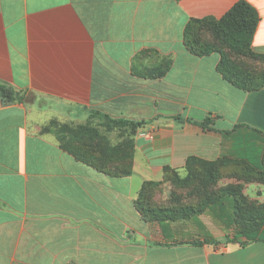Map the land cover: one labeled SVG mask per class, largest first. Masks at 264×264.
<instances>
[{
  "label": "crops",
  "instance_id": "0c3cea01",
  "mask_svg": "<svg viewBox=\"0 0 264 264\" xmlns=\"http://www.w3.org/2000/svg\"><path fill=\"white\" fill-rule=\"evenodd\" d=\"M237 1L0 0V84L22 95L0 97V264H264V215L242 217L259 231L240 233L230 191L264 206V84L236 87L219 52L184 42L190 20H218ZM246 1L264 54V0ZM167 62L161 77L146 72ZM49 108L142 121L132 172H103L39 134ZM191 159L226 165L213 184L203 170L180 187L170 176L185 178ZM201 203L187 217L141 213Z\"/></svg>",
  "mask_w": 264,
  "mask_h": 264
},
{
  "label": "trees",
  "instance_id": "16d2710c",
  "mask_svg": "<svg viewBox=\"0 0 264 264\" xmlns=\"http://www.w3.org/2000/svg\"><path fill=\"white\" fill-rule=\"evenodd\" d=\"M259 22V14L257 10L246 0L237 1L226 13L225 15L218 19H203L190 20L186 25L184 30V42L187 48L196 55L209 54L212 51H217L220 53V63L218 65L219 71L222 73L223 77L235 85L236 87L242 88L244 90H251L258 88L264 84V69L261 70V64L259 60L264 54L255 53L251 48V43L253 35L255 33L257 24ZM208 37V38H207ZM222 48V49H221ZM169 62L165 65L154 67L146 71L153 77H161ZM0 97L4 102H12L14 100H22V95L15 92L11 87L0 84ZM93 114H102L99 111H92ZM107 121L104 123L105 126L110 129L113 127L124 128L128 127L131 129L134 135L137 129L143 124L142 121H133L131 119L119 118L112 119L109 118L107 114H102ZM210 123L209 119H205L198 124L202 128L208 127ZM78 130H91L86 126H79ZM59 147L70 154H72L76 159L88 163L95 168L112 175H127L132 172V159L134 151V139H127L123 147L127 148V156L129 160V167L122 172H112L110 170L104 169L102 166H98L88 161L86 158L81 156V154L67 148L64 144H60ZM224 160H219L218 162H203L198 159H191L187 162V167L189 168L188 175L185 178H179L178 176H170L172 182L180 187L188 185L194 180L200 178L201 172L208 171V178L200 180L207 186L208 183H215L218 172L223 170ZM196 165V166H195ZM195 166V167H194ZM221 166V169H220ZM248 168L247 175H250L254 169ZM261 174H264L261 171ZM153 188L151 183H144L141 187V198L142 200L150 198V190ZM242 186H232L230 191L234 194L235 199V209L237 214V223H239V228L242 234L256 233L259 228L255 225L245 226V223L241 220L242 217L246 215L260 216L264 215V206H256L249 203V199L245 196L241 190ZM153 190V189H152ZM152 192V191H151ZM214 198V197H212ZM149 205H151L149 203ZM203 209V203L199 205H188L183 207L171 208V207H154L147 206L141 208L142 215L148 220H160V219H171L176 217H187L193 214L201 212ZM235 241V239H226V242ZM204 242H216L211 239H205ZM194 244H200L202 241H195Z\"/></svg>",
  "mask_w": 264,
  "mask_h": 264
},
{
  "label": "rangeland",
  "instance_id": "374dc122",
  "mask_svg": "<svg viewBox=\"0 0 264 264\" xmlns=\"http://www.w3.org/2000/svg\"><path fill=\"white\" fill-rule=\"evenodd\" d=\"M261 70L264 69V56L259 60ZM50 116L42 124L37 125L38 133L51 137L58 145L81 154L88 161L102 166L112 172H122L129 167L127 148L123 147L127 139H134L128 127L105 126L107 119L102 114H93L91 110L81 120L66 118L55 109L49 108ZM109 116V115H108ZM112 119H119L109 116ZM79 126H86L89 130H78ZM248 168L244 171L248 172ZM251 169V168H250ZM252 171V169H251ZM264 173V170H262ZM241 233V229L239 228Z\"/></svg>",
  "mask_w": 264,
  "mask_h": 264
}]
</instances>
